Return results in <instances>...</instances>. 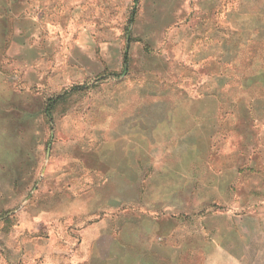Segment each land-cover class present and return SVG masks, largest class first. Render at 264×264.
<instances>
[{
  "label": "rangeland",
  "instance_id": "rangeland-1",
  "mask_svg": "<svg viewBox=\"0 0 264 264\" xmlns=\"http://www.w3.org/2000/svg\"><path fill=\"white\" fill-rule=\"evenodd\" d=\"M0 264H264V0H0Z\"/></svg>",
  "mask_w": 264,
  "mask_h": 264
},
{
  "label": "trees",
  "instance_id": "trees-1",
  "mask_svg": "<svg viewBox=\"0 0 264 264\" xmlns=\"http://www.w3.org/2000/svg\"><path fill=\"white\" fill-rule=\"evenodd\" d=\"M252 46V45H251ZM250 46V47H251ZM254 47L255 46H258V45H253ZM259 48H260V46H258ZM262 47V46H261ZM241 50H240V52L236 55V58H235V60L237 59V57L239 56L240 58L246 53V50L248 49V48H246L245 46H242L241 48H240ZM251 51H252V49H251ZM238 57V58H239ZM230 66L233 68L234 66H235V68L236 69H234L237 73L236 74H240V76L241 75H244V72H243V67H241L240 66V62H239V67L237 68V63L234 65V64H230ZM229 66V67H230Z\"/></svg>",
  "mask_w": 264,
  "mask_h": 264
}]
</instances>
